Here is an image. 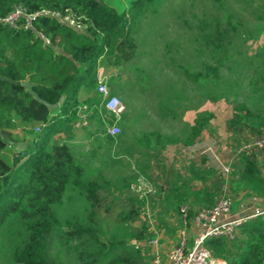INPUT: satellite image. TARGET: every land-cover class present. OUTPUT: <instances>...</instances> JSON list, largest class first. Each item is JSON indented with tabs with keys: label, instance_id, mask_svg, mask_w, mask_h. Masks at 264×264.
<instances>
[{
	"label": "rangeland",
	"instance_id": "1",
	"mask_svg": "<svg viewBox=\"0 0 264 264\" xmlns=\"http://www.w3.org/2000/svg\"><path fill=\"white\" fill-rule=\"evenodd\" d=\"M96 1L110 6L128 2ZM220 30L225 31L221 40L225 46L218 50L207 37ZM132 35L136 48L131 59L118 66L98 64V71L102 68L113 76L110 91L119 97L122 110L118 115L101 110L77 123L73 138L65 146L70 158L82 168V184L67 183L61 201L51 206L59 223L77 221L87 225L89 208L84 184L95 181L100 185L104 200L96 208L98 235L103 240H119L123 247L97 254L93 264H151L154 248L147 246L149 238L132 234L141 229L151 233V237H157V250L164 254L177 241L180 206L188 208L186 227L191 230L196 209L214 204L224 176L213 166L212 178L218 176L220 185L211 205L192 207L186 201L176 205L167 197L173 182L189 180L193 159L204 158V165L210 166L203 154L193 159L189 156L188 149L194 143L206 141L224 162L230 163L227 180L233 172L236 174L239 154L253 150L264 155V145L257 149L245 147L252 138L246 127L229 125L237 104L264 115V0H160L154 12L138 19ZM196 73L199 75L195 79ZM197 114L207 118L206 125L195 142L188 144L189 127ZM12 118L13 126L4 132L18 142L23 140V128L37 132L41 127V122L22 121L14 112ZM112 122L119 125L120 131L110 141L102 128ZM254 136L264 140V127ZM198 146L190 149L199 150ZM16 151L14 146L4 144L0 156L12 165ZM141 177L151 182V191L146 190L148 185L143 189L145 193L138 189ZM215 180L212 187L217 190ZM164 183L167 186L162 191L160 185ZM227 188L232 197L230 212L238 205L246 210L260 206L263 199L249 202L244 198L247 192H234L229 184ZM131 208L137 210V217L119 220V213ZM60 239L59 233L50 234L49 261L79 264L76 251L68 247L73 242L62 245ZM8 240V234L1 237L0 264H10ZM92 243L96 250L97 243ZM82 246L89 250L85 244ZM115 257L120 260L114 261Z\"/></svg>",
	"mask_w": 264,
	"mask_h": 264
},
{
	"label": "trees",
	"instance_id": "2",
	"mask_svg": "<svg viewBox=\"0 0 264 264\" xmlns=\"http://www.w3.org/2000/svg\"><path fill=\"white\" fill-rule=\"evenodd\" d=\"M159 1L128 0L110 6L96 0H0V17L21 4L29 12L40 8L71 12L84 23L83 27L75 28L54 16H38L32 21L34 29H31L24 28L21 22L14 27L0 21V131L13 126L12 112L22 121L41 122L37 132L22 129L25 145L15 152L12 165L0 156V240L8 234L10 264H53L48 258L49 236L53 232L59 233V244L73 242L68 247L76 251L79 264H93L97 254L105 255L115 247H123L119 240H103L98 235L96 208L104 197L97 182L88 181L83 188L89 208L87 225L77 221L59 223L51 206L61 201L67 183L82 184V168L70 158L65 146L82 118L80 107L86 105L88 117L98 115L101 110L107 112L97 82L98 64L118 66L133 57L134 25L141 16L154 12ZM224 35V30L216 35L208 34L207 41L221 50L225 46L221 41ZM107 74L106 86L113 94L110 91L113 76ZM198 75L193 76L196 79ZM22 80L31 82L35 93L50 103L58 102L60 95L63 100L49 110L20 84ZM81 91L87 93L84 98ZM206 120L197 114L189 127L188 144L195 142ZM229 125L244 126L249 137H253L262 132L264 115L237 104ZM102 132L110 141L116 136L105 134V127ZM4 144L7 143L0 136V150ZM236 167V174L233 172L227 181L230 189L235 192L245 188L248 194L263 197L264 175L257 165L255 151L239 154ZM189 171V180L181 184L173 182L167 197L176 205L185 201L192 207L211 205L220 178H212L214 170L204 165V158L193 159ZM213 180L218 183L217 190L212 187ZM196 181L200 182L199 186ZM136 217L134 208L119 213L121 221ZM14 235H17L15 239ZM132 235L150 238L152 234L141 229ZM92 242L97 243L96 250ZM83 244L89 250H83ZM204 245L213 258L223 259L225 264H264V215L243 223L235 239L211 237Z\"/></svg>",
	"mask_w": 264,
	"mask_h": 264
},
{
	"label": "built area",
	"instance_id": "3",
	"mask_svg": "<svg viewBox=\"0 0 264 264\" xmlns=\"http://www.w3.org/2000/svg\"><path fill=\"white\" fill-rule=\"evenodd\" d=\"M38 16H54L75 28L84 26L80 18L71 12L61 13L58 10L49 8H40L29 12L21 4L14 6L5 16L0 17V21L14 27L21 22L24 28L34 29L32 21ZM36 32L43 37L40 32ZM45 41L48 42L46 38ZM107 77L108 74L105 70L101 68V71H98L97 68V82L99 84V89L102 91L103 106L108 113L118 115L122 110L121 102L117 95L109 93L106 86ZM80 111L82 112L81 117L83 119L89 114L85 104L80 107ZM119 131L120 127L117 123L112 122L110 124H105V134L115 136ZM196 144L199 145L197 147L199 150L190 149ZM194 145L190 146L188 149L189 156L193 159L198 154H203L207 160V162L205 160L206 164L208 163L210 167L213 166L214 169L216 168L215 170L222 173L224 176L219 195L212 206H203L196 209L190 221L193 222L195 228H191V230H188L186 227L188 224V208L186 205L180 206L181 227L177 231V241L162 254L157 250V237H150L147 240V246H150L151 250L154 248V251H152L151 264H225L223 259L212 257L210 250L205 247L204 242L211 237H223L226 240H233L239 235L243 223L258 215H264L263 198L259 203L260 206L256 204L252 206L251 209L241 212L239 215L231 216L230 209L232 207V197L227 188V174L231 172L230 163L224 162L219 153H215L213 147L206 141L194 143ZM263 145V138L254 136L245 147L253 146L259 148ZM145 186L148 187L146 190L151 191V188H149L152 186L151 182L141 177L138 189H141L142 193H145V191L143 192ZM152 188V192H155L154 187ZM165 188V183L160 185L162 191ZM190 231L192 236L191 239L189 238Z\"/></svg>",
	"mask_w": 264,
	"mask_h": 264
},
{
	"label": "water",
	"instance_id": "4",
	"mask_svg": "<svg viewBox=\"0 0 264 264\" xmlns=\"http://www.w3.org/2000/svg\"><path fill=\"white\" fill-rule=\"evenodd\" d=\"M20 84L27 89V91L34 97L35 100H37L40 103L44 104L49 110L55 109L60 104V102L63 100V95H60L58 102L50 103V102L46 101L45 99L39 97L35 93V91L32 88V83L31 82L22 80V81H20ZM0 136L3 139L4 142H6L10 146H14L17 150L22 149L24 147V145H25L22 142H18V141L13 140L10 136H8L3 131H0Z\"/></svg>",
	"mask_w": 264,
	"mask_h": 264
},
{
	"label": "crops",
	"instance_id": "5",
	"mask_svg": "<svg viewBox=\"0 0 264 264\" xmlns=\"http://www.w3.org/2000/svg\"><path fill=\"white\" fill-rule=\"evenodd\" d=\"M80 95L82 96V98H84L85 95H87V93H85L84 91H81ZM259 153H257L255 151V157H256L257 165H258V167L260 169V172L262 173V175H264V155H262V154L259 155ZM237 192L243 194V193H246L247 190L245 188H241ZM244 198L250 202V201H253L254 199H262V198H264V196L263 197H259V196L255 195V194L250 193L248 196H246ZM251 208L252 207H250L249 209H251ZM246 209H244V207H242L241 205H238V206H236L235 208L232 209L230 215L231 216L239 215V214H241V212L246 211ZM191 225H192V228H195L193 222H191Z\"/></svg>",
	"mask_w": 264,
	"mask_h": 264
}]
</instances>
